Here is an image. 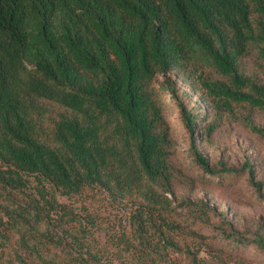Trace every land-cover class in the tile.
Listing matches in <instances>:
<instances>
[{"label":"trees","instance_id":"obj_1","mask_svg":"<svg viewBox=\"0 0 264 264\" xmlns=\"http://www.w3.org/2000/svg\"><path fill=\"white\" fill-rule=\"evenodd\" d=\"M173 72L201 101L195 113L180 103L201 177L246 174L261 193L252 165L216 168L198 141L227 118L264 139V0H0V264L14 236V264H101L94 218L66 201L85 189L133 206L117 264H252L238 253L264 252L206 201L176 198L197 177L175 164L154 91Z\"/></svg>","mask_w":264,"mask_h":264},{"label":"rangeland","instance_id":"obj_2","mask_svg":"<svg viewBox=\"0 0 264 264\" xmlns=\"http://www.w3.org/2000/svg\"><path fill=\"white\" fill-rule=\"evenodd\" d=\"M247 68L249 72L256 70L255 59L247 61ZM168 82L175 87L174 91L168 86ZM154 91L170 129L175 164L189 176L197 177V181L192 185L176 183V198L206 201L218 212L225 214L233 231L248 237L259 235L264 238V139L248 131L239 122L227 118L212 137L198 141L199 150L216 168L225 165L240 169L246 163L252 165L256 181L263 185L261 193L249 184L246 174L223 179L221 183L217 182L216 178L201 177L202 171L194 165L189 152L190 137L180 109V103H183L187 110L197 112L201 107L198 95L190 84L175 72L157 76ZM54 110L58 108L54 107ZM255 121L259 127H264V113H256ZM66 201L73 204L81 215L89 213L94 218V244L95 250L100 251L101 264H117L120 259L130 258L123 252L121 239L126 237L130 243L132 240V229L128 220L133 208L131 203L125 201L119 204L97 189H85L80 195H74ZM202 231L208 236L215 234L209 227H203ZM17 238L18 236H14L7 249L4 252L1 250L2 264H14L15 256L21 253L16 244ZM222 243L221 245H226V242ZM251 251L255 250L248 248L239 252L238 259L244 256L252 264H264V252L251 254Z\"/></svg>","mask_w":264,"mask_h":264}]
</instances>
